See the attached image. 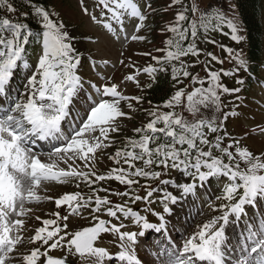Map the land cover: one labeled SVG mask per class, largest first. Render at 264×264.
Instances as JSON below:
<instances>
[{
	"label": "snow or ice",
	"instance_id": "obj_1",
	"mask_svg": "<svg viewBox=\"0 0 264 264\" xmlns=\"http://www.w3.org/2000/svg\"><path fill=\"white\" fill-rule=\"evenodd\" d=\"M98 2L109 13L107 22L102 25L107 33L117 40L123 34L125 43L129 39L145 40L138 33L145 27L147 16L152 11L151 0H146L143 11L135 0ZM182 3L183 0H170V5ZM30 6L32 14L39 20L40 31L36 33L26 23L0 19V96L5 100L0 104V264H38V261L40 264H73L68 256L78 257L81 264H105L106 259L118 260L121 264H148L136 254L137 235H143L145 229L166 230L167 221L161 213L145 207L143 210L150 211L159 221L158 224H151L129 204L142 201L151 205L156 202L154 193H160L159 203L163 206V213L171 214L168 205L175 204L178 198L167 191L168 186L178 189L181 196H187L195 193L197 181L203 186L212 178L226 181L221 194L216 197V200L226 203H221L219 208L209 203L212 211H219L221 215L198 225L193 235L183 240L182 246L170 241L171 249H161L151 255L157 264H264V217L258 221L254 217L249 219L239 232L235 245L229 243L230 238L226 234L230 216L235 217V222L239 224L242 218L247 217L245 206L255 205L258 198H264V153L254 155L227 132L225 122L234 112L224 111L225 106L221 103V95L241 90L222 84L221 74L234 75L241 68L247 71L246 62L239 54L233 55L232 49L225 48L237 68L233 71H211L205 64L207 76L200 79L188 70L195 64H188L182 59L188 56L199 58L202 50L197 47V39L201 38V32L207 41L209 31H219L222 26H227L231 38L239 42L241 37L237 35L239 29L235 17L229 19L223 10L212 11L211 6L207 11H200L195 3L176 12L174 22L161 30L162 33H170V37L163 41V48L155 49L164 55L141 53L155 62V66L150 64L142 71L154 82L156 73L168 71L166 66L170 65L174 88L190 76L191 85L200 86L190 92H186L189 85L177 88L161 105L145 109L151 119L143 127L134 128L135 135L126 137L124 145L117 147L114 154H108V159L119 166L100 174L97 168L98 150L103 151L115 144L110 134L121 130L117 123L119 118L132 119L122 110L121 103L126 104L131 112L139 111L133 101L142 107V96L125 95L119 90L120 84L126 81L136 82L137 87H141L137 80L141 69H137L135 74L125 75L120 84L112 82L114 77L106 79L100 76L105 81L103 84H90L97 98L89 93L88 107L83 113L77 111L73 115L74 101L79 99L83 89L82 78L78 75L81 54L73 45L75 37L64 30L62 22L57 23L50 18L56 13H50L44 7ZM0 9L7 14L17 11L12 0H0ZM83 10L86 15H91L86 8ZM125 16L137 21L130 37L124 26ZM101 17H104L103 10ZM91 19L94 23H101L94 15ZM113 23L119 26V33ZM33 39L42 50L35 71L27 77L24 92L12 96L8 86L21 63L25 69L29 67L25 59V45ZM89 42L98 43V40L89 38ZM205 55L212 61L223 63L211 52ZM119 57V65L133 66L131 61L125 64L123 51ZM199 62L197 59L196 63ZM108 63L107 60L102 61L103 65ZM236 83L242 85L244 81L237 79ZM205 84L208 86L204 87ZM149 104L152 102L149 101ZM178 107L182 111H175ZM258 130L264 133V127L258 126ZM256 132V128L251 129L252 134ZM247 135L249 133L245 132L241 138ZM210 136L213 138L210 139ZM226 139L231 142L225 144ZM38 141L49 143V150L35 151ZM61 163L67 167H61ZM173 171L182 174L181 182L165 178L170 177ZM106 180L116 181L126 190L92 188L93 184ZM141 180L157 183L141 184ZM72 181H76V187L84 183L90 193L86 197L76 191L56 198L57 211L50 214L54 218L44 219L43 226L35 229L34 235L29 238L30 244L41 242L39 247L31 249L30 254L20 251L21 233L29 230L24 219L30 211L26 205L53 199L38 194L43 184H67ZM141 190L144 195L138 194ZM100 192L108 195L100 196ZM109 195L126 199L123 203H114ZM65 205L71 211L68 215H61L59 209ZM89 208L92 219L97 221L95 225L66 231L69 216L80 215L81 209ZM96 213L111 219H100ZM112 219L118 223H112ZM128 219L142 230L139 233L123 231L126 228L123 221ZM102 233L118 236L120 250L115 257L105 248L94 246ZM58 247L67 249L64 258H53L48 254ZM41 248L45 251L42 252ZM41 257L45 259L41 260Z\"/></svg>",
	"mask_w": 264,
	"mask_h": 264
},
{
	"label": "rangeland",
	"instance_id": "obj_2",
	"mask_svg": "<svg viewBox=\"0 0 264 264\" xmlns=\"http://www.w3.org/2000/svg\"><path fill=\"white\" fill-rule=\"evenodd\" d=\"M229 0H186V7H191L193 3L199 7L200 4H203L204 6H211L212 5H220L221 3H227ZM135 2L138 4V6L143 11L146 6V0H135ZM98 0H83V8L81 7V0H55L53 3V6L51 7V10H49L50 13L54 12L56 15H52L51 18L54 22H57V20L64 21L67 25L68 23H72L73 26V33H78V27H83L82 30V37H93L92 41H97L98 43L91 42L90 45H79L77 46L78 49L82 51V53L85 54V59L90 61L92 64H95V66L90 69V74L92 76H95L96 80L94 83L97 86H100L105 81H102L100 79V76H104L106 79L108 77H114V79L117 78V81L115 82L112 80L113 83L120 84L121 80L125 75L129 74H135L137 69H141L138 77L141 79V83L148 78L149 76L145 73H143L142 69L145 66L148 65H154L155 62L152 61L151 57L141 55V53L144 52H153L154 55L157 56H163V52H156V48H161V44L163 41V38L166 37V31L163 33L161 32L162 29L168 25V23L160 24L159 21L156 22L154 27L160 31L159 35L155 37V39L148 45H143L141 43L136 44L135 41L128 40L127 43H125L124 35L120 34L119 40H117L115 37L111 36L107 31L103 28V23L107 22V15L104 14V17H101V11L97 9ZM179 5H170V0L165 1L166 9L169 13H171L176 7ZM84 8L88 10V13L91 15L96 16L98 20H101V23H94L91 19V15H86L84 12ZM209 8V7H208ZM155 9L157 7H152V11L148 14L147 19L145 21V27L138 33L140 36H145L147 34V25L150 24L149 17L151 14L155 13ZM225 13V12H224ZM227 16L228 14L225 13ZM124 19L130 20L127 16L124 17ZM133 22L132 25L130 23ZM137 21L134 19H131L130 22H125L124 26L125 29L129 35L134 32V24ZM262 24H263V30H264V12L262 16ZM113 27L117 28V32L119 33V26L113 23ZM208 41H214V43L208 42V46L205 47V50L202 51L201 55L199 56L200 59H203V55H205L208 52H211L213 55L218 57L220 60L223 61V63H217L216 61H212L210 57L204 56V61L202 62L205 64L207 62L210 70L212 71H220L226 69V71H231L234 67H237L236 63L234 67H230L229 65L231 62H235V60L229 56L228 52H226L225 48H230L233 50V55L239 54L242 58V52L240 50L241 45H239V42L234 41L231 38V33L228 36H223L219 31H215L212 33L211 36L208 37ZM116 45V46H115ZM123 45V47H122ZM199 48V46L197 45ZM263 47H264V41H263ZM200 49V48H199ZM41 48L38 47L36 51L34 52V64L31 62H28L29 67L25 69L23 67V64L21 63V69L14 72L13 78L11 79L12 84H14L16 81H19V87L14 88V86H8L9 92L12 96L18 95L22 92H24V85L27 82V77L32 74L33 71H35V65L37 63L38 57L41 54ZM84 51V52H83ZM123 51L124 52V60L125 64H128L129 61L132 63V67H123L119 65V70L117 74L115 73L116 66L117 65L119 57V53ZM95 54H92V53ZM99 59H97V58ZM102 58L107 61H111V64L103 65L102 64ZM136 59V60H135ZM196 59H190V61H194ZM20 71V72H19ZM78 75L82 78L83 81V89L79 93V99H76L74 101L73 106V115L77 111L83 113L84 110L88 107L87 103V95L88 93L84 89V86H88V89L92 90L90 87V82L88 81V76L86 73L82 74L78 69ZM221 77L223 78V81L225 79V76L221 74ZM190 82L187 80H184L182 84H179L177 88H184L185 85H189ZM130 87L137 92H134V96H139L142 89L145 86H142L140 88L137 87V85L134 82H131ZM128 87L127 83L120 84V91L130 96L131 88ZM192 87H197V85H192ZM176 88V90H177ZM186 92H189V86L186 88ZM92 97L96 99V94L92 90ZM143 93H141L142 95ZM263 98H264V92H263ZM144 102L147 103L146 99H143ZM5 103V102H4ZM133 105L135 104V101H133ZM236 106L237 103H234ZM254 106H258L263 109L264 106H259L256 103H252ZM78 107V110H76L74 107ZM138 107V106H136ZM121 108L123 111L127 112L128 115L132 116V119L129 120L126 117H121L118 119L117 123L120 126V131L118 133H112L110 134L114 139H117L119 136H121L122 132H125V136H131L134 134L133 129L136 127H143L144 124L148 122L147 114H142L138 111L131 112L127 109L126 104L123 102L121 103ZM179 107L175 109V111L179 112ZM162 111H169V109H162ZM230 112V111H229ZM240 116H245V112H241ZM190 118V117H189ZM250 120V119H248ZM240 119L234 120V118L230 115L229 118L226 120V124L230 122V126L232 128H235L237 125L240 126H246L245 132L251 133V129L256 128L257 132L252 134L249 138L252 142H247L246 147L251 152H258V147L261 151H264V133H260L258 130L259 127H264V118L262 114L259 111H255L254 115L251 117V122L242 123L240 122ZM66 127V126H65ZM37 147L34 148L35 151H48L50 148L49 143L44 144L43 141H38L36 143ZM258 145V147H257ZM99 154H102L99 156ZM108 154H114L113 150H106L105 152H101L98 150L97 152V167L102 168L106 165ZM99 156V157H98ZM42 160H45L46 157H41ZM106 159V160H105ZM71 163V162H69ZM77 164H80L79 161H77ZM61 167H67V165H64L63 163L60 164ZM81 168H83L82 164L80 165ZM84 171H87V169H83ZM110 169L107 168V171ZM106 171V172H107ZM105 172V173H106ZM104 174V173H103ZM170 178H174L177 180V182H181L183 180L182 174L178 173L176 175H173ZM190 182V181H188ZM224 181L220 180V182L217 185L216 189H212L208 183H205L201 188L198 187L199 193H201V196H198V194H189L187 196H181V193L178 189L173 188L171 186L167 187V191L171 192L174 196H176L177 202L175 204L169 203V208L171 210V214H164L163 213V206L159 203V197L160 193H154L153 199L156 201L155 203L151 204L150 207L154 208L155 212L159 210L162 215L165 216V220L167 221V227L166 230L162 229L159 232L156 231L157 240L155 244H151L149 241H146V235L145 232L143 235H137V246H135L136 254L141 261H146L148 264H157V261L151 253H157L160 252L161 249H171V242H174L177 246H182L183 240L187 237H190L193 235V233L197 230L198 225H202L206 221L210 220L214 216H219L221 213L219 211H212V208L209 207V203H214V206L217 207L218 201L216 200V197L221 194V190L224 185ZM84 183H80L79 187H76V181H72L67 184H57L55 182L46 183L43 184L42 187L38 190V194L41 196H47L52 197L51 200H45L40 203H33L26 205L27 208L30 209V211L27 213V215L24 217L26 224L34 223L37 219L36 216L31 214L35 211H41L43 214H48L47 210L52 204L55 205V198H59L61 195L65 193H72L76 192V190L80 189L81 186H83ZM94 186V184L92 185ZM163 187V186H161ZM257 206L250 210V208L246 205L245 210L247 212V217L242 218L239 224L235 222V217L230 216L229 217V224L226 227V234L230 238L229 243L235 245L236 238H238V234L241 231V229L245 226V224L248 222L249 219L255 218L256 221H258L261 217H264V198H258L256 201ZM94 207V206H93ZM218 208V207H217ZM71 209H69L66 212V215L69 214ZM91 209L88 210L81 209L80 215H71L69 216V219L66 221L68 224V229L66 231H76V230H82L83 228L89 227L94 225L97 221L92 219V215L90 214ZM252 213H255L252 215ZM95 215L99 216L100 219H107L106 215H103L101 213H96ZM143 215V213H142ZM155 217V216H153ZM151 217V218H153ZM150 218V219H151ZM44 219H46V216L44 214ZM124 224L126 225V228L123 229V231H136L139 233L142 229L135 225L131 219L124 220ZM113 223H118L116 220L113 219ZM158 219L154 224H158ZM219 227V225H217ZM154 229V228H153ZM27 233V231L22 232V237ZM30 237H23L22 244L19 245V249L22 252H25V254H30L31 249L35 247H39L37 244H30L29 243ZM150 240V239H149ZM63 243V242H62ZM119 238L118 236H113L111 233H106L103 238H100L98 243L95 245L96 247H102L105 248L110 255L114 256L119 252L118 248ZM146 245V246H145ZM47 247V246H45ZM43 251H45V248H42ZM67 252L66 248L58 247L57 249L51 250L48 254L52 257H65ZM69 260L74 261L76 264H81L80 260L77 257L68 256ZM41 260H44V257H41ZM118 260H105V264H116L115 262ZM119 262V261H118ZM40 264V262H38ZM121 264V262L117 263Z\"/></svg>",
	"mask_w": 264,
	"mask_h": 264
},
{
	"label": "trees",
	"instance_id": "obj_3",
	"mask_svg": "<svg viewBox=\"0 0 264 264\" xmlns=\"http://www.w3.org/2000/svg\"><path fill=\"white\" fill-rule=\"evenodd\" d=\"M54 1L55 0H12L17 9L16 13H13V15L18 18L19 23H26L31 27L38 18L32 14L33 10L30 4L44 7L47 10L53 6ZM160 1L162 0H154L155 3ZM234 4L242 31L246 36V57L249 64L248 73L253 76L257 74V69L259 68L262 58V28L260 22L262 0H234ZM3 13V9H0V19L7 18L2 17ZM146 37V43H151L154 40L151 32H149L148 36H145V38ZM76 50L79 53V50ZM164 72L165 73L159 75L157 77L159 79L144 92L146 94V101L148 103L151 101V105H157L171 93L170 80L165 78L167 72Z\"/></svg>",
	"mask_w": 264,
	"mask_h": 264
},
{
	"label": "bare ground",
	"instance_id": "obj_4",
	"mask_svg": "<svg viewBox=\"0 0 264 264\" xmlns=\"http://www.w3.org/2000/svg\"><path fill=\"white\" fill-rule=\"evenodd\" d=\"M39 262V261H38Z\"/></svg>",
	"mask_w": 264,
	"mask_h": 264
}]
</instances>
